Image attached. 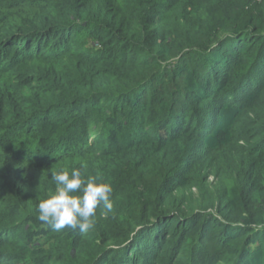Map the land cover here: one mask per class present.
Masks as SVG:
<instances>
[{
	"label": "trees",
	"instance_id": "obj_1",
	"mask_svg": "<svg viewBox=\"0 0 264 264\" xmlns=\"http://www.w3.org/2000/svg\"><path fill=\"white\" fill-rule=\"evenodd\" d=\"M0 264H264V0H0Z\"/></svg>",
	"mask_w": 264,
	"mask_h": 264
},
{
	"label": "clouds",
	"instance_id": "obj_2",
	"mask_svg": "<svg viewBox=\"0 0 264 264\" xmlns=\"http://www.w3.org/2000/svg\"><path fill=\"white\" fill-rule=\"evenodd\" d=\"M50 180L56 185L55 192L37 205L38 219L53 230H78L86 233L94 227L96 210L100 207L105 216L113 211V189L99 177L81 178V170L61 169L51 173Z\"/></svg>",
	"mask_w": 264,
	"mask_h": 264
},
{
	"label": "rangeland",
	"instance_id": "obj_3",
	"mask_svg": "<svg viewBox=\"0 0 264 264\" xmlns=\"http://www.w3.org/2000/svg\"><path fill=\"white\" fill-rule=\"evenodd\" d=\"M221 67H218V69H220Z\"/></svg>",
	"mask_w": 264,
	"mask_h": 264
}]
</instances>
